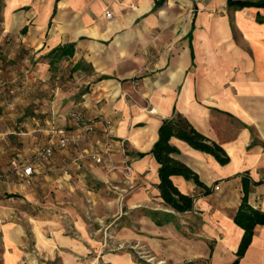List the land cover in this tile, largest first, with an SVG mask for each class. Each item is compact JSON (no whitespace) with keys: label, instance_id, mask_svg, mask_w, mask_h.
Here are the masks:
<instances>
[{"label":"crops","instance_id":"0c3cea01","mask_svg":"<svg viewBox=\"0 0 264 264\" xmlns=\"http://www.w3.org/2000/svg\"><path fill=\"white\" fill-rule=\"evenodd\" d=\"M257 17L264 8L227 0H0V264H232L244 234L234 221L242 177L248 205L264 214V22ZM69 44L72 56L50 54ZM72 111L93 132L35 161L57 131L74 130ZM174 111L229 157L220 165L170 140L179 150L171 157L210 188L205 195L173 176L180 193L195 197L185 213L160 198L151 154ZM13 163L30 165L31 176H16ZM91 183L113 194L105 201L115 205L112 219H98L92 232L73 219V236L64 225L28 224L29 253L12 223L10 194L26 203L47 188L57 199L88 198ZM151 212L172 218L157 216V225ZM238 264H264V225L254 226Z\"/></svg>","mask_w":264,"mask_h":264},{"label":"trees","instance_id":"16d2710c","mask_svg":"<svg viewBox=\"0 0 264 264\" xmlns=\"http://www.w3.org/2000/svg\"><path fill=\"white\" fill-rule=\"evenodd\" d=\"M164 2L165 0H160ZM227 5L238 8L257 7L264 8V0L260 2H234L227 0ZM258 22H264V19L257 17ZM74 53V45L69 44L63 47L55 48L50 54L58 59L70 57ZM172 138L179 139L187 143L191 148L210 154L220 165H226L229 162V157L224 150L215 142L208 140L205 136L199 133L185 117L173 112L171 118L163 120L158 130V140L154 143L151 154L154 156L157 163L160 165L158 170L160 198L165 206L170 208L175 213H185L191 211L195 197L182 194L174 186L172 182L173 176H181L186 180L193 181L197 187L203 190V194H209L210 188L206 187L187 166L171 157L173 154L179 153V150L170 144ZM242 185L244 196L242 203L235 217V224L243 229L244 234L240 245L236 252L237 259L232 264H238V260L243 256L245 250L250 244L252 231L255 225H264V214L252 209L247 203V194L249 190V180L242 177ZM157 225L161 224V220L156 217L160 216L165 221L172 218V214L151 212L149 215Z\"/></svg>","mask_w":264,"mask_h":264},{"label":"rangeland","instance_id":"374dc122","mask_svg":"<svg viewBox=\"0 0 264 264\" xmlns=\"http://www.w3.org/2000/svg\"><path fill=\"white\" fill-rule=\"evenodd\" d=\"M49 158L44 159L40 154L35 161H47ZM89 190H91L94 196L92 195V197L89 196L87 198L80 193L75 198L69 200L66 195L60 196V199H57L53 190L47 188L46 192L40 193L39 200L34 203H26L22 200L21 196L10 194V196L15 197L12 199V206L17 209L12 218V223L21 226L24 232L22 236L29 253H33V234L28 231V224H42L43 228H56L55 226L64 225L67 228V231L64 233L73 236V233L68 229L69 226H72L70 221L73 219L85 228L87 227L90 232L99 227L98 219H102L104 222L112 219L111 215L115 209V205L106 202H110L114 198L113 194L105 187L96 186L95 183L89 184ZM41 232L45 234L43 230ZM99 234L102 237L104 235L103 232L96 233L95 235L99 236ZM88 256L92 255L88 254ZM152 263L158 264V262Z\"/></svg>","mask_w":264,"mask_h":264},{"label":"built area","instance_id":"2783aa9c","mask_svg":"<svg viewBox=\"0 0 264 264\" xmlns=\"http://www.w3.org/2000/svg\"><path fill=\"white\" fill-rule=\"evenodd\" d=\"M105 15L107 18H111L110 12H106ZM69 116L73 121L74 130L70 133L65 132L63 130L57 131L58 138L53 142V144L43 150V152L41 153L42 158H49L52 155L55 147L59 149H65L68 147H78L93 132V124L91 122H85L80 113L72 111L69 113ZM96 145H102V141L96 140ZM104 145L105 150L109 151L107 142H105ZM86 156L97 163L101 162V157L98 153H88L86 154ZM12 165L16 176H31L32 168L30 165H16L14 163ZM126 171L130 172L131 168L129 166H126Z\"/></svg>","mask_w":264,"mask_h":264},{"label":"bare ground","instance_id":"6f19581e","mask_svg":"<svg viewBox=\"0 0 264 264\" xmlns=\"http://www.w3.org/2000/svg\"><path fill=\"white\" fill-rule=\"evenodd\" d=\"M33 264H36L35 261H33Z\"/></svg>","mask_w":264,"mask_h":264}]
</instances>
